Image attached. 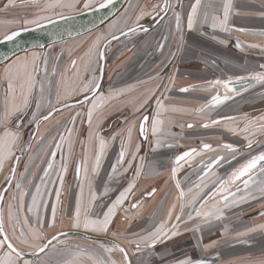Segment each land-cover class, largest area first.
I'll return each mask as SVG.
<instances>
[{
  "label": "snow or ice",
  "instance_id": "obj_1",
  "mask_svg": "<svg viewBox=\"0 0 264 264\" xmlns=\"http://www.w3.org/2000/svg\"><path fill=\"white\" fill-rule=\"evenodd\" d=\"M35 3L36 0H33ZM81 0H49L45 4L44 8L41 10L47 12L50 10H55L57 8L74 11ZM84 9H96L97 2L99 3V8L104 9L111 6L114 0H82ZM9 4L13 3V0H8ZM182 8V0H176L175 5L173 0H163L162 3L153 6L152 11L149 13H142L140 17H137V22L139 19L143 18V15H152L153 19L159 17L161 20L171 11L174 22V30L176 38L178 40L176 52L172 53L175 56L176 53L180 52L184 43V16L180 11H176V8ZM190 11L186 15V28L188 31L194 29L202 28L205 25L209 26L213 32L220 31L228 33L231 30L229 24L230 14L232 12V0H221L219 6L214 4L204 5L202 0H194L190 4ZM211 8L212 11L207 9ZM202 9H204L202 11ZM222 9V16L217 14L218 11ZM161 13L163 15H161ZM59 15L62 18L65 17L64 12H60ZM45 20H51V17L44 15H37L33 19H26L24 21L25 27L23 29H18L12 31L10 34L0 37L3 41H15L17 37L21 35V31H27L28 26L35 25L37 28L42 26V22ZM147 31L148 29H143ZM239 32H246L245 29H236ZM136 27H129L127 31L121 30L120 35L127 36L131 33L137 32ZM253 35H259L264 38V31L259 33H251ZM119 39L115 33H110V38L108 36H98L93 42L91 48L89 49V57H95V63L99 67V61L104 60L106 49L112 40ZM167 41V37H162ZM212 39H217L215 35ZM221 44L226 43L224 40L219 41ZM158 48L163 51L166 47V43H158ZM236 48L243 50L244 45L237 38ZM247 47L250 48H262L264 49V44L251 43ZM41 63H43L45 68V79H47V64L48 57L47 54H37L33 53L31 58H17L12 64L5 68L3 74H0V79L7 80V95L4 103V108L2 115H0V172H3L5 165L14 161L13 166L9 170V174L5 177L6 183L9 187L0 190V264H30L29 261L25 260V253L28 251L29 254L33 256H39L40 253H44L46 249L52 245L53 240H57V236H52L48 239L45 235V227H54L56 223V216L59 206L62 204V193L64 187V175L68 171V163L66 158L62 153L63 145L67 144V154L70 159L73 150V136L75 132V122L76 118L80 117L82 113L76 112L75 115L70 117L69 123L73 125L71 128H66L65 131L67 135L61 134L59 136V143H55L54 151H42V156L50 157L47 161L42 159V157L29 156V161H34L39 159L40 163H46V167L43 168V174L40 176V183L34 184L33 181L36 178V171H39V165L33 163L32 168L34 171H29V165L26 164L24 172L17 177L16 165L19 164L21 156L17 155V150L23 154L26 150L31 152L32 143L37 144L44 142V137L40 134L39 128L42 121H48L53 117V114L61 111L57 105L63 103L65 108H73L75 105L67 103L71 100L74 95H84L86 100H89L91 107L87 109L86 117L88 123V138L86 142L87 147L85 148V155L83 160L77 165L76 174L77 177L80 176L81 170H83L84 176L83 181H86L89 188V195L87 201L84 199V183L81 182L79 185L80 195L76 199L75 211L71 216V228L77 231L83 230L84 232H91L97 234H107L109 232L110 225L112 224L113 217L116 215L117 209L121 207L124 202L133 194L136 187L135 183H129L128 187L124 191L120 192L117 199L99 216L92 215V209L96 206V201L101 199L96 192L92 191V179L89 177L88 164L92 161L91 173L93 176L99 174L101 168V162L104 158V154L109 146V141H107L99 132V124L97 123L95 129L93 127L94 119L99 115V112L103 110L106 103L122 95L124 90H120L119 93H110L108 97L99 93V82L98 76L96 74V69L85 68V71L91 72L90 79L83 80L81 78L80 86L72 91H65L63 95L59 91L56 93V101L53 104L50 97H45L44 95V85L39 84L40 99L36 101V112L32 113V122L36 125V135L31 137L30 141L27 143L26 147H22V132H21V121L19 117L28 109L31 97L34 90L39 83L37 77L39 74ZM92 60H89V64ZM72 67H76V61H72ZM259 71H252L246 76H229L227 79H214L208 81V87L200 88L201 91L215 92L210 100L205 104H202L196 109L198 113L211 112L218 106L224 104L229 99L233 97L229 95L238 94L240 89L236 85H241L243 90H247L248 87L254 86L256 84L264 85V64L259 65ZM100 75L102 76L103 69L99 68ZM53 75H55V68H53ZM77 76H80L79 71ZM170 83H174V78L170 79ZM134 87V86H133ZM192 88L197 86L193 85ZM51 89V84H49ZM224 90L223 96L220 95L219 89ZM189 87H183L180 89L181 92H188ZM90 94V96L86 95ZM154 93H148L143 99L140 107L151 99ZM158 111L151 121V134L156 137L154 141V147L160 148L164 146V141L160 138L159 134L162 131V126L164 121L160 119V114L167 111L163 102L157 100ZM46 108L47 113L42 114L41 109ZM139 111V108H137ZM16 119L17 123L10 127L9 125L12 121ZM227 121H232L235 123L238 119L244 121V126L242 128L229 127V131L233 133H243V138L247 141V147L252 148L256 141L252 137L258 134H264V115L260 117L250 118L247 114L243 117L237 118L233 116L224 117ZM220 120H212L211 124H219ZM207 128L210 125L205 123L202 125ZM189 128L193 127L192 124L188 125ZM136 128L135 123L127 127L126 135L122 133H117L111 137L112 141L117 139V136H121L120 139V150L118 153V158L116 163L112 165L111 174L109 175V181L118 178L122 175L121 168L125 165L126 157H131L127 161V167L123 168V172H126L132 167V162L137 159V155L140 152V144L133 143V132ZM149 130V117L147 115L143 116L139 124V134L145 140L148 139ZM38 138V139H37ZM98 145L95 151L94 157L91 154L93 146ZM45 148H51L52 144L48 143L44 145ZM167 147H173L172 144H167ZM222 148L230 153H237L239 149L231 143H225ZM207 151H217L210 144H203L202 150L198 151L193 148L189 151H185L180 155H177L174 159V166L171 169V178L175 181V187L178 190L177 202L179 204L180 214L175 216L176 223H169L173 219V213L176 210L177 204L174 203L168 211L167 220L160 223L153 231L148 232L146 235L139 237L135 240H128L127 243L135 245V251L140 252L143 249H153L157 243L162 242L167 239H171L179 235V222L182 216L185 215V208H191L193 211L187 213V221L193 219L201 218L207 220L210 217L216 216L220 217L223 215V211L226 208L232 207L234 205H239L241 202H247L250 198L255 199L256 197L252 195L251 189L255 185L257 190L264 196V178L257 179V175L264 177V151H260L256 155H252L239 167L235 168L227 176L226 179L216 177L212 180L213 190L206 198H204V189L208 187V180L212 176H216L214 172V167L224 160L223 155H219L212 158L209 162H202V175L198 177V183H195L194 187H189L187 191L182 187L181 182L177 179V173L183 167L184 163H191V159L194 156H199L203 152ZM57 152H61V164L59 169H56V156ZM183 162V163H182ZM143 167V158H141V165L136 168L135 176L139 177ZM52 176L56 179L53 180ZM239 182V183H238ZM57 183L59 187H56ZM49 185H52V190L49 189ZM14 187L15 191L11 194V199L7 204V224L12 228V237L9 236L6 230L5 223V212L2 204L5 200V193L9 191V188ZM30 191L29 189H33ZM109 188L106 185L104 187L103 195L108 194ZM155 189L152 190L148 195H153ZM239 194V195H238ZM55 197V203L51 205V222L45 225L44 221L41 219V210H46L48 208V203L45 197ZM219 197V199H217ZM26 198L30 199V203L26 202ZM214 201V203L209 206V202ZM198 205V207H197ZM139 207L138 203H133L131 208L136 209ZM25 212L32 214L35 217V226L32 225L30 218L25 215L23 220L21 219L22 214ZM194 212V215H193ZM260 216L264 217V211L260 212ZM20 228L19 237H16V229ZM198 229H193V231ZM257 230H264V224L251 227L247 232H238L237 236L243 237L248 234V232H255ZM61 235H67V233H61ZM116 236V233H112ZM19 241V243H14L13 239ZM90 239V237H86ZM46 241V242H45ZM23 246V247H22ZM215 243L204 245V251L207 252L209 249L215 247ZM76 251L72 254L71 259L64 261V264H81V258L87 255V259L91 261V264H117L115 260L111 258V253L113 251H118L122 254V264H129V257L127 250L121 246V244H113L111 247H105L101 245L105 253L109 256L104 259L96 254H90L87 249L75 246ZM177 264H208L204 259L193 260L191 258H185L179 260ZM259 264H264V261L259 262Z\"/></svg>",
  "mask_w": 264,
  "mask_h": 264
},
{
  "label": "crops",
  "instance_id": "obj_2",
  "mask_svg": "<svg viewBox=\"0 0 264 264\" xmlns=\"http://www.w3.org/2000/svg\"><path fill=\"white\" fill-rule=\"evenodd\" d=\"M193 2L194 0H182L183 7H177L176 9V11H180L185 18V27L183 33L184 40L191 42L188 45L183 43V50L181 49L180 52L182 54L181 58L183 57V52H187L188 54L185 58L189 59L188 61L185 60L184 63H190L192 65L198 63L199 68L201 69L202 64L203 66L207 64L203 63V60L198 61L197 59H204L208 61V64L212 62L213 65H217V69L219 71L225 72L226 77L246 76L249 74L247 73L248 71H246V69L251 68L252 66L259 68L260 64H264V49L247 47V45L251 43L264 44V38H261L259 35L251 34L264 31V0H232V12L229 19L231 30L228 33L220 32L218 30L213 32V30L207 25L202 28L188 31L186 28V15L190 11V4ZM202 2L204 5L214 4L219 6L221 0H202ZM65 10L69 11L68 9ZM203 10L204 9H202V11ZM207 10L210 12L212 11L211 8ZM217 14L222 16V9H220ZM241 28L245 29L246 32H239L236 30ZM213 35H215L217 39H212ZM237 38L244 45L243 50L236 48L235 45ZM220 40H224L226 41V43L221 44L219 42ZM184 48H186V50ZM61 50L62 47H60L59 51ZM61 53L62 52H59L53 55L52 53L47 54V57L49 59L47 64V77H53V68H55L54 76H57L58 74V76H61L60 78H62V81L64 83L66 82L67 84L71 85L72 72L74 69L72 67V61L74 59L72 60V58L69 57L65 61L64 56L62 57ZM44 54H46V50L44 51ZM91 60L92 63L90 65L92 66L94 61L93 59ZM12 63L13 61H10L4 66L2 65L0 67V74H3L5 68ZM78 63L79 62L76 61L75 68L78 67ZM185 67L188 68L189 66L183 65L178 68L185 69ZM41 68L42 67L40 66V69ZM206 68H209V66L207 65ZM230 68L240 70V72H228ZM187 70H189L191 73H194V70L192 69ZM241 73H243V75ZM191 79L196 84L198 82L208 81H197L196 76H192ZM195 83L191 84L194 85ZM188 85L189 84L183 85L180 88L188 87ZM261 86L262 85L252 88L255 92V96H260L262 99V103L256 104V106L259 107H263L264 105V95L261 96L259 93V89ZM189 88L191 89L192 87L189 86ZM193 91L194 89L192 91L189 90L188 92L180 91V94H182L183 96L178 95L177 99L190 100V98L185 95H188ZM194 93L198 94L195 99L204 100L202 104L207 102L212 95L216 94L215 92H206L201 91L200 89H197V91H194ZM39 94H36L35 89L31 97L28 109H26L22 114L24 118L20 119L19 117V120L21 121L23 142L21 145L22 147H26L31 137H33L36 129V125L32 122L31 118L32 113L36 112V108L32 107L36 96V101L40 99V97L38 96ZM6 95L7 80L0 79V115H2L3 112ZM51 100H53V97ZM89 106L91 107V103L88 104L86 110L89 108ZM46 111L47 109L43 114H45ZM145 112L142 113L143 115L141 117L145 115ZM102 115L103 114L99 115V117H101ZM70 117L71 116L69 114L62 117L60 121H58L55 117L50 118L48 121H43L40 125L39 132L44 137V142L40 144L33 142L31 152L26 150L23 154H21L19 150H17V155L21 156L20 162L17 165V177H19L20 174L24 172L26 164L29 165L30 172L34 171V169L32 168V164L35 163L39 165V171H36V178L34 179L33 183H40V176H42L43 174V168L46 167V163H40L39 159L29 161V156L32 155L34 157H42V159L47 161L50 157L42 156V151L50 152L55 150V143H59V136L61 134L66 136L67 133L65 129L73 127V125L69 123ZM97 120L98 119H94V129L97 124ZM16 123L17 120L14 119L9 126L12 127ZM98 124L100 135H102L107 141H109V146L104 154V158L101 162V168L98 175L93 176L91 173V160L88 164V174L92 179V191L96 192V194L101 197V199H98L96 201V206L92 209V215L94 218L95 216L101 215L116 200V198L118 197V191L115 188L116 184H118L120 187L127 188L128 182L130 181H132V183H135L136 187L133 194L129 196V199L133 200V202H139V207L136 209H132L131 212L129 211L122 222H119V217L123 213L122 211H120L121 207H119L116 215L113 217L112 224L110 225L109 232L107 234L84 232L83 230L77 231L71 228V216L75 211L76 199L80 195L79 185L81 182L84 183L85 201H87L89 195L88 184L86 181H83V170H81L79 177H77L76 174L77 165L83 160L85 155V148L87 147V144L82 142L87 141L89 128L88 123L86 122L83 125L81 122L76 123L74 125L75 132L73 136V150L70 159L68 158L67 154V144L63 145L62 148V153L68 163V171L64 175V187L61 197L62 204L59 206L57 211L55 226L51 228L45 227V235L48 239H51L54 235L59 237L57 240H53L52 245H50L44 253H40L39 256H33L29 254L28 251H26L24 257L25 260L29 261L30 264H64V261L71 259L72 254L76 251L75 246L77 245L87 249L90 254H96L104 259L108 258L109 254L104 252L101 245H104L105 247H111V244H108L106 242L92 241L75 235L76 233H79L86 237L105 239L111 241L113 244H121V246H123L128 252L129 264H177L179 260L185 258H191L193 260L204 259L208 262V264H259V262L264 261V230L248 232V234L243 237L237 236V234H235L217 238L214 237L216 235V232L213 227L211 230H213L214 232L211 234V237L214 238L210 239L209 241H205L206 239L201 238L200 236V240L197 237H194V228L188 229V226L184 225L182 229L179 230V235L157 243L153 249H143L140 252H136L135 245L129 244L127 243V241L138 239L139 237L146 235V230L149 231L153 228L152 226H149L147 224L149 214H151L149 213V211H147V209L151 206L154 209L152 212L155 213L156 209H159L161 207V196L164 191L159 188L152 198V195H148V193L145 192L148 189H151L152 186L157 184L161 179L167 177V175L169 174L168 170L170 168H168L166 164L175 153L173 151L175 145L168 142L167 137L161 134L160 138L162 139V141H164L163 147L155 148L153 142V144L150 143L151 148L147 145V148L143 153V147L140 146V152L137 155V159L132 162V167L126 172H123V168L127 167V161L131 158L130 156L126 157L125 165L121 168L123 174L119 175L118 178L109 181L108 177L111 174L112 165L116 163V160L118 158L121 139V136H117V139L115 141H112L111 137L117 135V133L126 135L125 130L132 123L127 125H125L124 123L114 125V122L110 124L98 122ZM150 124L151 123L149 117V125ZM135 125L136 128L133 132V143L141 144V139L137 135V133H139V123ZM192 125L193 127L182 132L183 136L181 137V140L183 143L181 145L192 147L194 144H197L198 140H196L194 136L195 133L197 131H200L201 129H205V132L208 135L216 131V129L213 128L214 126H212L213 124H211L207 128H203V126H201L198 122H195ZM185 135L187 136V139L185 138ZM208 135L206 137L207 139L210 138L208 137ZM28 136L29 138L27 139ZM161 136H163V138ZM143 139L144 138H142V140ZM145 142H147V140H145ZM48 143L52 144L51 148L44 147V145ZM148 143L149 141L147 142V144ZM167 144H172L173 147H167ZM97 148L98 145H94L90 155L94 157ZM169 149H171V151H169ZM62 153L57 152L55 161L57 170L59 169V166L62 162ZM141 158H143L142 171L140 176L136 177L135 171L136 168L141 165ZM13 162L14 161L8 162L5 165L3 172H0V190H2L6 185L5 177L9 174V170L12 167ZM202 162L203 161L199 162L196 166H193L192 163L185 165V168L183 170H179V174L184 173V170L192 169L193 171L189 174L190 176L193 175L194 171L198 172V169L201 170ZM200 175H202V173H200L199 176ZM193 176L198 177V174ZM127 178H130L131 180L129 181V179ZM145 178L148 179V182L146 184H144V180H146ZM52 179L55 180L56 177L52 176ZM106 185L108 186L109 191L108 194L104 196L103 191ZM56 187H59L58 183ZM49 189L52 190V185H49ZM29 190L34 191V188ZM14 191V187L9 188V191L5 193V200L2 204L5 212L6 230L10 237H12L13 233L11 226L7 224V204L10 201L11 194ZM144 193V198H141L140 196H143ZM210 193L211 192H209L208 194ZM260 196L261 194L258 195V197ZM45 199L49 206L46 210H41V219L44 221L45 225H47L51 222L52 219L51 205L55 203V197L53 195L50 198L45 197ZM261 200L262 197L257 201L258 205L253 202V204L256 205H252L251 208L246 207L243 210L239 211L242 212V214L247 213V216H250V218L248 219L239 221L241 224L240 232H247V230L251 227L264 224V217L260 216V212L264 211V200ZM26 202L30 203V199L26 198ZM143 204L145 207L144 209L141 208ZM25 215L30 218L32 225L35 226V217L32 216V214L25 212L24 214H22V220L23 216ZM157 226L158 224L154 228H156ZM232 227L233 223H228V228ZM19 233L20 228L17 227L15 234L16 237H19ZM61 233H67V235H61ZM112 233H116V236H113ZM199 241L200 243H215L216 246L205 252L204 245L201 247ZM13 242L17 244L19 243V241L15 238L13 239ZM149 254H151L152 256H150ZM110 255L111 258L117 262V264H122L123 257L121 253H119L118 251H113ZM81 264H91V261L87 259V255L81 258Z\"/></svg>",
  "mask_w": 264,
  "mask_h": 264
},
{
  "label": "rangeland",
  "instance_id": "obj_3",
  "mask_svg": "<svg viewBox=\"0 0 264 264\" xmlns=\"http://www.w3.org/2000/svg\"><path fill=\"white\" fill-rule=\"evenodd\" d=\"M48 2L49 0H36L35 3L33 2V0H13V3L9 4L8 0H0V37L6 36L14 30L23 29L25 27L24 21L26 19H33L37 15L49 16L52 20L61 17L59 15L60 12H64L65 16H68L72 14H78L86 10L83 8V2L81 0V2L77 4V7L74 11L69 9V11L65 10L67 8H57L55 10H50L47 12L41 11L44 8L45 4ZM162 2L163 0H128L115 17H113L94 31L55 45L46 46L40 50H30L21 53L10 59L8 62L17 60V58H25L27 56L28 58H31L33 53L44 54L45 50L46 54L52 53V55L62 52L61 54L62 57L64 56L65 61L69 57H71L72 60L74 59L75 61H78V67L74 68L72 72L71 85L67 84L66 82L64 83L62 81V78H60L61 76H58V74L57 76L53 75V77H47V79H45V70L42 63V68L40 69L37 77L39 83L36 87V94H39V84L42 83L45 89V97H50V99H52L53 97L52 102L53 104H55L57 91H59L61 95H63L65 91L70 92L73 89L78 88L80 86L81 78L83 80L90 79L91 72L85 71V68L96 69V74L99 78L98 73L100 63L99 67H97L95 63V57H89L88 55L89 49L98 36H108L110 38V33H115L116 35H118L121 30L125 31L129 27L151 24L153 22L151 19L152 15H143V18L139 19L138 22L137 17H140L142 13L151 12L154 5ZM175 3L176 0H173L174 5ZM46 21L49 20H45L43 22ZM32 26L35 25H30L28 27ZM162 37H167V41L162 39ZM158 43H166V47L163 49V51L158 48ZM190 43V41L184 40V44L188 45ZM177 44L178 40L176 38L174 30L173 16L172 12L170 11L167 16L153 30L147 32L139 31L125 39L117 41L116 43H112L107 47L108 49L106 50L105 55L104 76L99 88V93L104 95L105 97H108L110 93H119L120 90H124V92L122 95H119L106 103L103 110L99 112V115H103L101 117H99L98 115L95 118L98 119L97 123L103 122L104 124H110L114 122V125L119 123H124L125 125H127L134 122L135 124H140V121L143 118L141 117L143 115L142 113H144L145 111V115L148 114L151 123L152 118L158 111L157 100L162 101L164 106L167 108V111L162 112L159 117L164 121V124L162 126L163 131L160 132L159 136L163 134V136L167 137L168 142L175 145V147L173 148V151L175 153L166 164L167 167L170 168L168 170L169 174L167 175V177L161 179L157 184L152 186L151 189H148L145 192L151 193L153 189H155L156 192L159 188L164 191L161 196V207L159 209H156L155 213L152 212L154 209L151 206L147 209V211L151 213L149 214L147 224L149 226H152L153 228L149 231L146 230V234L150 231H153L155 229L154 227L157 224L159 225L160 223L167 220L168 211L174 203L177 204V207L175 212L173 213V219L169 223V226L171 225V223H176L175 216L180 214L179 204L176 199L178 196V190L175 187V181L171 178V169L174 166V159L177 155H180L183 152L189 151L193 148L200 151L202 150V145L207 143L212 145V147L217 149V151H207L203 152L199 156H194L191 159V163L193 166H196L201 161L207 163L212 158H215L219 155H223L225 157L224 160L220 161V163L218 164L219 166L216 165L214 167L216 176H212L208 180V187L204 189V198H206L207 195H209L208 193L213 190L211 181L215 180L217 176L221 178L222 175L225 174V172L230 171V169L238 163L237 160L240 156H243V158H247L250 154L257 153L264 149V135L263 137H261L260 134H258L252 137L253 140H256L257 138V140L260 141L256 145V147L252 148V151L249 152L243 151L244 148H242V146L247 145V141L243 138V133H233L229 131V127L231 126H228V124L233 122L224 119V117L228 116L243 117L245 114H247L250 118H255L260 117L264 114L261 113L264 105L263 107L256 106L257 103H262V99L260 96H255V92L253 89L239 91L238 94H229L233 97L232 99H229L224 104L218 106L211 112H205L203 114L196 111V109L199 108L204 101L202 99H195V97L198 95L197 93H194V91H197L196 87L190 89V91L194 89L193 92L185 95L188 96L190 100L177 99L178 95L183 96L182 94H180L181 86L189 84V87L193 86L191 83H195L191 79L192 76H196L197 81H211L214 79L226 78V73L223 71H219L217 69L218 66L213 65L212 62L208 64V61L204 59H197L198 61L203 60L202 62L206 63L209 66V68H206L207 65L203 66L202 64L201 69L203 68L207 70L202 72V70L199 68L198 63H195L194 65L190 63H184L185 60H189L185 58L188 54L187 52H183L184 54L182 58V54L180 53L181 51L176 53L175 56H172L171 54L176 52ZM60 47H62L61 51H59ZM184 49L186 50V48ZM90 59H93L94 61L92 66L89 64ZM6 63L2 65L4 66ZM2 65H0V67ZM183 65L189 67H185V69L178 68ZM187 69L194 70V73H191ZM254 70L259 71V68L252 66L251 68L246 69V71H248L247 73H250ZM78 71L80 73L79 77L77 76ZM229 71L240 72V70L233 68H230L228 72ZM241 74L243 75V73ZM172 78H174V83H170V79ZM49 84H51V89L49 88ZM194 85L196 86L197 84L195 83ZM150 92L154 93L151 99H149L148 102L143 105V107H140L143 99ZM219 92L220 95L223 96L224 91L222 88L219 89ZM263 95L264 93H262L261 96ZM38 96L40 97V94ZM84 97V95H74L71 100L67 101V103L74 104ZM36 99L34 100L32 108H36ZM89 103L90 102L88 101L83 105L75 106L73 108H65L64 104L61 103L57 105V107L60 108L61 111L54 113L53 117L60 121V119L64 116L70 114V116L72 117L76 112H80L82 113V115L76 118L75 124L81 122L83 125L85 122L87 123V117L85 115L87 111L86 108ZM137 108H139V111H137ZM45 110L46 108H42L41 113L43 114ZM23 118V116L20 117V119ZM212 120L221 121L219 124L212 125L214 126L213 128L216 129L215 132L208 135L206 134L205 129H201L200 131H197L194 136V138L198 140L197 144H194L192 147L181 145L183 143L181 140V137L183 136L182 132L189 129V124L198 122L201 126L205 123L211 125L210 123ZM239 126L242 128L244 126V121L241 122ZM137 135L141 139L140 146L143 147L144 153L147 145L151 148V144H153L155 139V137H153L151 134V127L148 130V144L144 139L142 140L143 137L140 136L139 133H137ZM207 135L208 137H210L209 139L206 138ZM163 136L161 137L163 138ZM28 138L29 136L27 137V139ZM185 138L187 139L186 135ZM225 143H231L235 146L238 145L241 149L235 154L228 151L224 152L221 149V146ZM169 151H171V149H169ZM185 165H188V163H184L183 167L181 168L182 170L185 168ZM184 171V173H177V179L181 182V185L185 189V191H187L189 187H194L195 183L199 182L198 177L199 174L202 173V171L198 169V172H193V175L198 174V177L193 175L190 176L189 173L193 171L192 169ZM256 178L262 179L264 177H261L258 174ZM127 179H129V181L131 180L130 178ZM147 182L148 179L144 180V184H146ZM129 183H132V181L128 182V184ZM115 188L118 191V196L120 192L124 191L125 189L124 187H120L118 184L115 185ZM251 192L252 195L256 197L255 199L250 198L247 202H241L239 205H234L232 207L224 209L223 215L220 217L213 216L208 218L207 220L197 218L185 223V221L187 220V213L193 211L191 208H185V215L182 216L181 221L179 222V230H181L184 225H187L188 229H198L193 232L194 237H197L199 239L200 236L201 238H205V241H209L214 237L220 238L237 234L241 230V224L239 221L250 218V216H247V213L242 214V212L239 211L243 210L246 207L251 208L252 205H256L257 201L261 197L262 200H264V196L261 195L260 197H258V195L261 193L257 190V187L255 185L252 187ZM145 193L140 197L144 198ZM154 194L151 196V198L154 196ZM217 199H219V197H217ZM253 202L256 204H253ZM133 203L137 202H133V200L128 198L121 206L120 211H122L123 213L119 217V222H122L124 220V217L127 216L128 212L132 211L133 208H131V205ZM212 203H214V201H210L208 207H210ZM141 208H145L144 204ZM230 222L233 223L232 228H228V223ZM213 227L215 229L216 235L214 237H211V234L214 232L213 230H211ZM206 244H208V242L200 243L201 247ZM149 255L152 256L151 254Z\"/></svg>",
  "mask_w": 264,
  "mask_h": 264
},
{
  "label": "water",
  "instance_id": "obj_4",
  "mask_svg": "<svg viewBox=\"0 0 264 264\" xmlns=\"http://www.w3.org/2000/svg\"><path fill=\"white\" fill-rule=\"evenodd\" d=\"M127 1L128 0H114L111 6L104 9H100L98 3L96 9H91V8L86 9L78 14L65 16L66 18H62V17L55 18L50 21L43 22L42 26L39 28H37L36 26L28 27L27 31H21V35L17 37L15 41L9 42V41L0 40V65L8 62L10 59L21 53L30 50H38V49L40 50L46 46L55 45L64 42L66 40L80 37L91 31H94L95 29H97L98 27H100L101 25H103L113 17H115L124 7ZM161 15L163 14L161 13ZM151 19L153 22L149 25L135 26L138 29L137 32L144 31L143 29H148L147 31H151L155 27H157V25L162 21L159 17L153 19L152 16ZM132 34L134 33L124 36V35H120L119 33L117 35L119 36V39L112 40L108 46L123 38H127ZM103 50L105 52L106 49ZM100 68L103 69V73L101 76L99 71V79H98L99 85H101L104 76L105 58L104 60L100 61ZM236 87L238 89H243L241 85H236ZM88 96H90V94H88ZM88 101L89 100H86L84 97L80 101L72 105L80 106ZM35 133H36V129L33 136H35ZM6 187H9L7 183L4 188ZM75 235L86 238V236L79 233H76ZM89 240L97 241V242H106L108 244L113 245L111 241L105 239H97L90 237Z\"/></svg>",
  "mask_w": 264,
  "mask_h": 264
},
{
  "label": "flooded vegetation",
  "instance_id": "obj_5",
  "mask_svg": "<svg viewBox=\"0 0 264 264\" xmlns=\"http://www.w3.org/2000/svg\"><path fill=\"white\" fill-rule=\"evenodd\" d=\"M30 1H32V0H30ZM123 39H125V38H123ZM121 40H122V39H121ZM119 41H120V40H119ZM248 75H249V74H248ZM248 75H246V77H247ZM227 78H228V77H226L225 79H227ZM256 86H260V84H256V85H254V86L248 87L247 90H248V89H252V88H254V87H256ZM223 91H224V90H223ZM240 91H244V90H243V89H240ZM259 93H260V95H262V93H264V85H262V86L260 87V89H259ZM229 94H232V93H229ZM261 113H264V108L262 109ZM263 115H264V114H263ZM241 117H242V116H241ZM237 118H240V117H237ZM240 121L243 122V120L238 119L235 123H229L228 126L241 128V127L239 126L240 123H241ZM263 135H264V134H260L261 137H263ZM254 141H256V143L253 144L252 148H255L256 145L260 142L259 140H257V138H256V140H254ZM234 146H235V145H234ZM241 146H242V145H241ZM235 147H237V148L239 149V151H240L241 148H240L238 145L235 146ZM242 148H244L243 151H245V152H246V151H247V152L252 151V150H251L252 148L249 149L246 145H245V146H242ZM221 149H222L224 152L227 151V150L223 149L222 146H221ZM261 151H264V149L261 150ZM259 152H260V151H259ZM259 152L254 153V154H250L247 158H243V156H240L239 159L237 160L238 163H237L233 168H231L230 171L225 172V174L222 175L221 178L226 179L227 176L231 173V171H233L235 168H237V167H239L241 164H243V163H244L247 159H249L252 155H256V154H258ZM218 166H219V165H218ZM218 166H217V167H218Z\"/></svg>",
  "mask_w": 264,
  "mask_h": 264
},
{
  "label": "trees",
  "instance_id": "obj_6",
  "mask_svg": "<svg viewBox=\"0 0 264 264\" xmlns=\"http://www.w3.org/2000/svg\"><path fill=\"white\" fill-rule=\"evenodd\" d=\"M116 43V42H115ZM108 48H106V50H107ZM106 50H105V55H106ZM99 63H100V61H99ZM204 71H207V70H205V69H202V72H204ZM105 72H106V70H105ZM98 75H99V73H98ZM207 82L208 81H205V82H198L197 83V89H200V88H202V87H208V84H207Z\"/></svg>",
  "mask_w": 264,
  "mask_h": 264
}]
</instances>
